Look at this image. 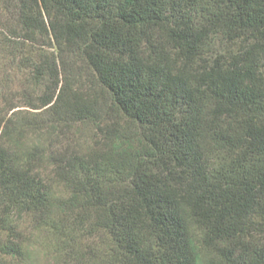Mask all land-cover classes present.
<instances>
[{
	"label": "trees",
	"instance_id": "16d2710c",
	"mask_svg": "<svg viewBox=\"0 0 264 264\" xmlns=\"http://www.w3.org/2000/svg\"><path fill=\"white\" fill-rule=\"evenodd\" d=\"M2 57L33 90H0V264L28 217L80 264H264V0H0ZM19 100L100 137L22 153Z\"/></svg>",
	"mask_w": 264,
	"mask_h": 264
},
{
	"label": "rangeland",
	"instance_id": "374dc122",
	"mask_svg": "<svg viewBox=\"0 0 264 264\" xmlns=\"http://www.w3.org/2000/svg\"><path fill=\"white\" fill-rule=\"evenodd\" d=\"M29 74V70L27 69L19 70L17 63L8 62L3 57L0 58V90L3 94L20 97V94L24 92L30 93L33 89L29 86ZM18 106L16 110H20L22 117L36 121L40 126H45L43 131L32 133L25 143H23L22 153L26 149L36 146H40L46 154H51V152L53 154H63L65 152L71 154L74 151L84 153L100 137L96 125L77 123L69 130L62 123L56 124V122L52 121L53 117L51 114L43 113L44 110H31L24 101L20 100L18 101ZM50 125H55L56 128H52L53 130L47 129V126ZM62 128L64 129L61 130ZM53 188L56 196L64 198L67 195V192L60 185L53 183ZM22 227L27 230L26 236L29 238L30 245L32 244L33 255L31 259L22 262L17 261L16 264H80L77 259H70L65 256L64 250H62L63 255L57 254L58 251L54 246L56 242L54 235L45 228L37 227L34 219L25 218ZM24 228L22 229L24 230ZM77 236L79 240L75 241L74 244L78 245V249L81 253H84L87 259L88 257L99 256L102 252H106V242L99 238L98 235L79 238L82 236V232L81 234L79 232ZM96 258H98L96 261L101 262V258Z\"/></svg>",
	"mask_w": 264,
	"mask_h": 264
}]
</instances>
